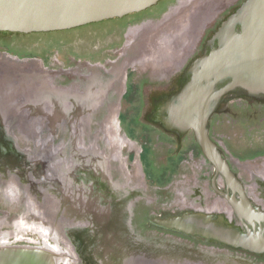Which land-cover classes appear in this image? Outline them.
<instances>
[{"label":"flooded vegetation","instance_id":"obj_1","mask_svg":"<svg viewBox=\"0 0 264 264\" xmlns=\"http://www.w3.org/2000/svg\"><path fill=\"white\" fill-rule=\"evenodd\" d=\"M242 1L180 0L178 3L181 8L177 10L176 7L171 9V5L169 6L167 1L159 0L156 4L139 12H132L120 17L74 27L82 28L117 20L118 25L113 28V31L119 32V40L115 44H108L106 47L108 53L98 59L94 57L77 58L76 56L72 58L73 60L58 59L61 67L57 86L50 82L48 83L47 79L40 78L41 76L51 79L53 76L48 73L49 71L46 69L47 67L43 60L41 62L32 59L25 60L31 57H18L19 60L0 58L1 119L5 120L7 116L10 118V115L20 112L21 109L29 108L28 111L32 114L50 111V114L55 113L58 115L56 120L55 118L51 119L53 122L58 121L63 130H71L72 140L75 137H81L80 135L88 128L86 127L87 124L90 130L94 133L99 130L102 136V139L97 141L102 142L103 151L98 152L96 145L92 144L88 147H80L81 150L80 148L76 149L80 150L76 156L74 152V159L70 161L72 165L69 163L73 178L67 176V179L71 178L69 181V184H71L67 191L73 193L74 196L72 200L70 199L71 201L69 200V205L66 202H61L55 211L56 214L51 212V215L49 210L55 207H47L48 205H45L46 201L42 200V204L39 207L40 212L37 211L36 213H43V217L35 215V211H33L30 214L31 216H36L37 220H28L25 217H21L22 215L17 216L18 218H14L16 215L11 218L13 223L26 221L28 226L33 222L44 223L48 227H52V229L58 226L59 237L57 242L59 246L50 245L61 252L60 264H70L72 259L77 264H97L93 256V242L95 240L94 234L98 232V227L105 226L104 224L108 223L114 225L128 224L129 226L131 223L133 224V220L135 223L137 222L135 218L137 216L140 218V215L138 214V204L135 203L139 200H144V190L146 188H144V182H138L133 186L129 185L130 174L128 166L124 162L125 159L127 161L134 158L132 162L135 160L136 163L143 165V162H145V151H154L156 146L169 147L175 154L189 149L190 153L193 152V154L186 155V158H193L194 153L196 155L200 154L198 165L200 167V179L198 178L197 182L210 186L212 195L215 197H213V201L212 198L207 199L206 188L198 185L196 192L191 186L183 187L185 189L182 193L186 194L185 197L183 196L185 199L191 197L195 205L203 207H220L221 192L232 193L221 174L216 172L210 161L202 154L191 130L183 133L169 131L160 123L154 122L150 115L155 107L156 100L171 94L179 88L185 66L204 51L207 39L214 33L220 21L230 14ZM152 7L157 8L155 11L148 13L147 10ZM198 10L200 11L198 12ZM202 14L206 16L203 15L200 18ZM208 14L213 15L206 22L209 17ZM217 14H219L220 18L211 24ZM189 18L192 20L190 21ZM195 26L196 29L192 30ZM136 27L138 29L133 31L132 28ZM183 27H185V31L178 38H183L184 42L181 44H178V42L174 43L176 34ZM201 32L202 37L200 38ZM172 44L182 49L184 53L181 52L177 56L170 51L167 54L168 51L165 50ZM128 45L129 48H126ZM194 46L195 51L193 50ZM187 54H189L188 58H186ZM13 56L17 57V55ZM180 58H186V60L180 67L174 69L176 60ZM3 67L6 69L2 70ZM132 68L142 69L143 72L141 75L136 73L133 77L130 70ZM7 70L10 72L33 70L35 72L33 75L37 79L33 78L30 80L33 75L29 77L18 74H16L17 76H10V72L8 73ZM135 77H141L142 79L134 80ZM31 81H33L32 84H28ZM16 83H19V85L17 86ZM129 99H132V102L138 101L135 102L133 110L141 114L144 120L143 122L132 123L135 132L141 134L144 132V136L141 139L133 138L135 135L130 134L127 125L122 124L118 118L120 112L124 109L123 100L131 102ZM18 100H21V102L18 103ZM104 100L109 102L108 108L103 104ZM96 107H98L97 110L103 108V111H107L100 120V124L98 123L99 129H93L90 125V116L96 113ZM71 118L73 121L75 120L76 127L74 126L75 124L68 125ZM67 121L68 123H66ZM68 126L72 128L70 129ZM208 133L210 138L217 144L230 170L244 185L249 196L264 206V99L240 92L228 93L225 96V100L210 116ZM7 143L9 149L13 148L10 140H7ZM123 145H129L128 147H130L129 149L132 152L125 153ZM138 145L140 149H138ZM13 154L18 157L22 155L18 151L13 152ZM150 157L153 159V156L150 155ZM8 158L12 159L11 157ZM176 158L177 155H174V159ZM171 169L172 173L167 169L163 171L156 169L154 173L155 179H153L151 185L158 188H162L161 186L163 185V187L168 188L164 185L167 180L166 176L174 177L176 175L173 172L176 168L173 167ZM9 170L0 171L1 176H3L2 174L8 175V172L13 175L12 170ZM141 175L142 177L145 176L143 170ZM3 179H0L2 180L0 181L1 189L9 182L8 179ZM174 182L169 181L167 184L174 185ZM67 191L66 194L69 195ZM196 194L199 195V198H197ZM3 196L10 204L15 205L13 203H17V200L9 199L4 194ZM151 199L155 201V198L151 197ZM189 201L191 200H188L187 204L193 206ZM25 203L27 207L29 204ZM156 206L160 208L157 204ZM131 207L132 212L128 220V209L130 208L131 210ZM69 210L70 213H68ZM210 210L218 211L220 209L210 208ZM98 213L101 215H98ZM132 216L134 217L132 218L133 220L130 218ZM151 217H148L147 220L153 228L171 236L173 234L177 236L178 241L171 239L172 241L160 242L176 249V253H172V258L169 261L171 264H259L255 261L256 257L264 255L203 242L191 236L163 229L153 225L149 221ZM5 220L10 222L6 215L2 221ZM87 226H90L88 227L90 230ZM116 231L118 232V230ZM119 231H121L119 232L120 235L113 237L112 240L114 242H122L124 250L140 253L144 245L152 244L156 246L158 244L146 242L138 238L133 232L131 235H125L123 233L124 229H119ZM12 233H15V230L3 235L0 241L2 243L8 242L6 239L8 237L7 234ZM19 233L21 232H18V235ZM66 244L71 246L72 249L69 251L73 253L72 255L65 249ZM177 250L179 251L177 252ZM141 254H144V251ZM151 259L154 264H158L159 255L156 251L153 252L152 256H142L137 260L128 258L125 261L127 264H142L144 261H151Z\"/></svg>","mask_w":264,"mask_h":264},{"label":"water","instance_id":"obj_2","mask_svg":"<svg viewBox=\"0 0 264 264\" xmlns=\"http://www.w3.org/2000/svg\"><path fill=\"white\" fill-rule=\"evenodd\" d=\"M159 0H0V31L32 33L74 28L139 12ZM230 92L264 99V0H243L224 17L204 51L184 68L177 90L155 101L154 122L176 133L191 130L202 154L232 193L225 209L188 206L149 221L198 240L264 254V206L246 192L210 138V116ZM47 245H0V264H57Z\"/></svg>","mask_w":264,"mask_h":264},{"label":"rangeland","instance_id":"obj_3","mask_svg":"<svg viewBox=\"0 0 264 264\" xmlns=\"http://www.w3.org/2000/svg\"><path fill=\"white\" fill-rule=\"evenodd\" d=\"M165 1H167L169 6L171 5V8L176 6V4L179 5L178 2H180V0H177L176 2L175 0ZM174 2L175 4H173ZM156 8L157 7H152L151 9L147 10V12H153L156 10ZM203 15L205 14H202L200 18H202ZM218 15L211 24H213L217 21L218 18H220ZM191 20L192 19H190V21ZM117 25L118 22L116 20L115 22H102L95 25H89L82 28H74L65 31L39 32L28 34L11 32L0 33V58H14L19 60L18 57H31L26 58L25 60L32 59L39 62L43 60L44 64L47 67L46 69L49 71L48 73L53 76L51 79L41 76L40 78L47 79L48 83L50 82L57 86L59 84L58 76L59 69L61 67L60 61L58 59L64 58L66 60H71L74 56H76L77 58L94 57L97 59L102 57L104 54L108 53L106 51V47L108 46V44H115L119 40V32L113 31V28L117 27ZM202 32L200 38L202 37ZM175 47L176 45L172 44V46L166 48L165 51H168V54L170 53L171 48L174 49ZM194 48L195 46L193 47V50L195 51L196 49ZM178 50L180 49L178 48ZM178 50L174 51L173 53L175 55H178ZM182 52L184 53V51ZM13 55H17V57ZM5 69V67L2 68V70ZM130 70L132 71L131 76L133 77L134 75H136V73L141 75L143 72L142 69L137 70L136 68H132ZM7 72L9 73L10 71L7 70ZM16 74L29 77L30 75L35 74V72H33V70L26 72H10V76H17ZM33 78L37 79V77L33 75L32 77H30V80ZM138 78L140 79L141 77H135L134 80H138ZM32 82L33 81L29 82L28 84H32ZM16 85L18 86L19 83H16ZM129 100L131 102H125L123 100L124 109H122L118 118L122 124L127 125V128L129 129L128 131H130L129 133L135 135V137L133 138L141 139L142 136H144V132H142V134L135 132V128L132 123L143 122L144 120L142 119L141 114L133 110L134 105L136 104L135 102L138 101L132 102V99ZM17 102L19 103L21 102V100H18ZM108 103V101H105L103 103L106 108H108ZM97 108L98 107H96V113H93V115L90 116V125L93 129H99L98 123L100 124V120L105 115L104 113L107 112L103 111V108L101 107V109L98 110ZM28 109H21L20 112H16L10 115V118H8L7 116L5 120L0 118V171H4V169H10L13 172V175L9 174V172L8 175L2 174L3 176H1L0 174V179L4 178L8 179L9 181H15L22 192V195L15 199L17 200V203H13L15 205H12L7 201L6 198H4L0 184V215H6L7 219L10 220V222L6 220L1 221L2 223H0V238H3V235H5L6 233H11L15 230V233L7 234L8 237L6 236V239L8 242H5L7 244H2V242L0 241V245L20 244L44 246V241H46L49 244L59 246L57 242V239L59 237V233L57 232L59 229L58 226L55 229H52V227H48V225L41 222H33L28 226V223L26 221L13 223V220H11V218H13L15 215L16 216L14 218L22 215L21 217H25L28 220H37L36 216H31L30 214L33 213V211H35V215H40L41 217H43V213H36L37 211L40 212L39 207L42 204V200L46 201L45 205H48L47 207H55L49 210V213L53 212L54 214H56L55 211L57 210V207L61 204V202H66L69 205L70 201L74 198L73 193L67 191L71 184H69V181L71 180V178H73L72 169L70 168L69 163L70 165H72V162L70 161H73L74 159V152L76 156V154L81 150L80 147H88L92 144L96 145L98 152L101 150L103 151V144L102 142H99L102 139V136L99 133V130L94 133L89 129L90 127L87 126V124L86 127L88 128H86L85 132L80 135L81 137H75V139L72 140L71 130H63L58 121L53 122L51 120L53 118H55L56 120V117H58L57 114H50V111H45L41 114H32L28 111ZM70 122L68 125L75 124V120L73 121L72 118L70 119ZM66 123H68V121ZM74 126L76 127V124ZM68 128L71 129L72 127L68 126ZM7 140L11 141L13 148L9 149ZM128 146L123 145V150L125 151V153L132 152L129 149L130 147ZM160 146L161 145L156 146V149L154 151H145V162H143V165H141L140 163H136L135 160L132 162L134 158L128 159L127 161L125 159L124 162L125 165L128 166V172L130 174L129 185L133 186L138 182H144L143 185L144 188H146L144 190V200H139L137 203H135L138 204V214L140 215V218L139 216L135 218V221L137 219V224L132 219L134 217H130L131 220H133V224H130L131 231L135 235H137L138 238L146 242L155 243L178 240L175 234L171 236L170 234L153 228L148 223V217L159 214L165 215L173 211L175 212L184 209L189 206V204H187L188 200H191L189 202L193 206L206 209L218 208L220 209L218 211L223 210L226 204L225 200L221 197L220 207H203L201 205H195L191 197L185 199L184 197L186 196V194L182 193V191H184L185 189L183 188L184 186H191L192 188H194L195 192L196 187H205L208 194L207 199L212 198L213 201V197H215L212 195L210 186H205L197 182V179H200V167L198 166L200 154L196 155V153H194L193 158H186V155L193 154V152L190 153L191 151L189 149L187 151L184 150L178 152V154H175L171 148H163ZM78 148H80L79 151L76 150ZM138 149H140L139 145ZM15 151L20 152L22 154L21 157L15 156L13 154V152ZM150 155L153 156V159H151ZM174 155H177L176 159H174ZM7 156L11 157L12 159L10 160ZM163 166L166 168H164ZM173 167L176 168V170L173 171L176 173V175L174 177L167 175L166 184H164L168 188L163 187V185L161 186L162 188H158L157 186L153 187V185H151L153 179H155L154 173L156 169L158 171L167 169L171 172V168ZM142 170L145 172V176L143 177V174L141 175ZM67 176H70L71 178L67 179ZM169 181H175V184H167ZM66 191L67 193H69V195L66 194ZM151 197L153 199L155 198V201H153ZM197 198H199V195H197ZM146 201L152 203H147ZM25 202L29 204L27 205V207ZM154 203L155 206L153 207ZM156 204L160 206V208L157 207ZM143 207L145 212L143 211ZM131 212L132 207L130 210V215ZM68 213H70V210L68 211ZM133 213L135 212L133 211ZM38 228L41 229V234L37 231ZM16 230L21 232L17 236H15ZM65 249L71 255L73 254L69 251L70 249H72L69 244L65 245ZM74 256H76V254H74ZM75 259L77 258L75 257ZM255 261H257L259 264H264V255L257 256ZM70 264L77 263L72 259Z\"/></svg>","mask_w":264,"mask_h":264},{"label":"bare ground","instance_id":"obj_4","mask_svg":"<svg viewBox=\"0 0 264 264\" xmlns=\"http://www.w3.org/2000/svg\"><path fill=\"white\" fill-rule=\"evenodd\" d=\"M174 7H177V10L181 8L180 4L179 5L176 4V6H174ZM199 11L200 10H198V12ZM208 15H209V17L206 19V22L209 20V18L213 14H208ZM188 16H192V15L189 14ZM185 27H183V29L178 31V33L176 34L175 41L178 40L177 41L178 44H181L184 42L183 38H178V37L182 36V33L185 31L184 30ZM132 29H133V31L134 30L136 31L138 29V27L132 28ZM132 29H130V30H132ZM194 29H196V26L194 28H192V30H194ZM133 31H132V33H133ZM129 45L126 48H129ZM171 46L172 45H170L168 47H171ZM177 50H178L177 47H175L174 49L171 48L172 52L177 51ZM178 52L181 53L182 49L178 50ZM179 53H178V55H180ZM188 56H189V54H187L186 58H188ZM186 58L177 59L176 60L177 62L175 64L174 69L177 67H180L181 64L183 62H185ZM223 209H225V207ZM102 213H105V212H102ZM99 214L100 213H98V215ZM129 215H130V208L128 209V220H129ZM4 218H5V215H0V223L2 220H4ZM104 225L105 226H99L98 225L99 226L97 229L98 232H96L94 234L95 240L93 242V252H94L93 256L95 257L97 264H127L125 260L126 259L128 260V258H130L131 260H132V258L137 260L138 258H140L142 256H145V257L152 256L153 252H155V251L159 255L158 264H171V262H169V261L172 258L171 257L172 253H176V251H175L176 249L174 247H172L168 244L164 245L161 243L159 245V243H158V244H156V246L152 245V244L144 245V248L140 250L141 251L140 253H138L137 251L124 250L122 247V242H119V241H118L119 243L114 242L112 239H113V237L120 235L119 232H121V231H119V229H121V230L124 229L123 233H125V235H131L132 231H131L130 225L129 226H128V224L127 225H123V224L114 225V224H110V223L104 224ZM88 227H90V226H87V228ZM88 229L90 230V228H88ZM116 230H118V232ZM37 231L39 233H42L41 229H39V228ZM18 232L19 231L16 230L15 236L18 235ZM90 232H92V231H90ZM2 244H7V243H2ZM44 244L55 249V250H57L56 248H54L52 245L48 244L47 242H44ZM180 250H182V249H180ZM143 251H144V254H141ZM178 251L179 250H177V252ZM59 258H60V256H59ZM59 258H56L57 264H59V261H60ZM142 264H154V261H152V259H151V261H149V262L144 261Z\"/></svg>","mask_w":264,"mask_h":264},{"label":"clouds","instance_id":"obj_5","mask_svg":"<svg viewBox=\"0 0 264 264\" xmlns=\"http://www.w3.org/2000/svg\"><path fill=\"white\" fill-rule=\"evenodd\" d=\"M3 194L9 199H16L22 195L21 189L18 184L10 180L2 189Z\"/></svg>","mask_w":264,"mask_h":264},{"label":"trees","instance_id":"obj_6","mask_svg":"<svg viewBox=\"0 0 264 264\" xmlns=\"http://www.w3.org/2000/svg\"><path fill=\"white\" fill-rule=\"evenodd\" d=\"M0 33H9L8 31L7 32H4V31H0Z\"/></svg>","mask_w":264,"mask_h":264}]
</instances>
